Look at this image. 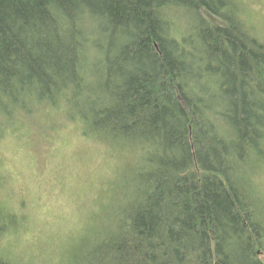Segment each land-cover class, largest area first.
Instances as JSON below:
<instances>
[{
    "label": "trees",
    "instance_id": "16d2710c",
    "mask_svg": "<svg viewBox=\"0 0 264 264\" xmlns=\"http://www.w3.org/2000/svg\"><path fill=\"white\" fill-rule=\"evenodd\" d=\"M60 118L122 162L59 264H264V37L242 0H0V142ZM22 225L0 201V264H29Z\"/></svg>",
    "mask_w": 264,
    "mask_h": 264
},
{
    "label": "rangeland",
    "instance_id": "374dc122",
    "mask_svg": "<svg viewBox=\"0 0 264 264\" xmlns=\"http://www.w3.org/2000/svg\"><path fill=\"white\" fill-rule=\"evenodd\" d=\"M242 2L264 37V0ZM121 162L64 118L9 131L0 142V201L23 219L14 243L29 264H59L61 247L82 242Z\"/></svg>",
    "mask_w": 264,
    "mask_h": 264
}]
</instances>
